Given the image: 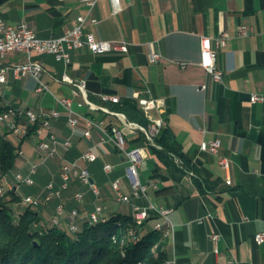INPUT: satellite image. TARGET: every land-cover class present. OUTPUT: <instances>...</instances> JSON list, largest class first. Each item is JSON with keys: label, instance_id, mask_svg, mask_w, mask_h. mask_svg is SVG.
I'll use <instances>...</instances> for the list:
<instances>
[{"label": "crops", "instance_id": "1", "mask_svg": "<svg viewBox=\"0 0 264 264\" xmlns=\"http://www.w3.org/2000/svg\"><path fill=\"white\" fill-rule=\"evenodd\" d=\"M80 15L86 17L85 29L97 39L124 40L128 50L98 54L82 47L70 51L67 63L48 53L29 58L25 51H11L1 58L2 65L38 61L42 80L49 85V91L39 93L32 76L15 78L10 72L7 82L0 84L1 103L34 110L49 119L59 141L71 143L57 144L48 157L32 135L23 139L8 135L16 158L2 179L6 191L38 198L40 204L31 209L45 226L51 225L57 205L64 204L57 226L69 232L73 222L78 229L90 222L96 205L102 206L99 221L117 213L134 217L132 205L118 202L111 186L118 178L125 193L133 195L128 161L112 142H102L97 129L86 137L85 119L108 131L121 129L129 148L143 150L148 145L144 134L113 113L148 121L144 106L157 99L163 127L186 162H172L149 148L150 156L138 166L147 191L132 200L148 210L141 224L144 231L153 230L156 223L172 225L169 236L161 234L164 263L264 264V242L258 244L254 238L264 231V99L250 100L253 94L264 98V0H120L117 11L111 0H98L91 11L82 0H0L1 19L12 25L26 22L44 39L61 35ZM91 18L97 23L91 25ZM241 27L246 34L240 33ZM224 33L227 38L218 47L217 61L225 75L217 82L200 65L201 37L215 41ZM153 52L161 54L159 61L150 60ZM80 79L86 80L87 97L95 108L72 94V83ZM59 97L72 99L71 108L78 115L75 127L70 126ZM53 110L59 116H51ZM18 122L31 126L26 116ZM214 139L221 143L218 153L201 149L203 142ZM91 147L98 158L83 161L81 155ZM223 157L229 160L227 169L220 164ZM72 162L89 171L98 195L77 177L60 197L49 194L47 183L54 181L58 187L61 164ZM107 163L111 172L104 170ZM32 168L36 169L32 185L16 180L17 173L27 176ZM78 191L83 193L82 201L74 199ZM13 208L17 213L24 210L18 203ZM162 209H170L167 219ZM73 210L78 217H72ZM215 233L220 234L217 252Z\"/></svg>", "mask_w": 264, "mask_h": 264}, {"label": "built area", "instance_id": "2", "mask_svg": "<svg viewBox=\"0 0 264 264\" xmlns=\"http://www.w3.org/2000/svg\"><path fill=\"white\" fill-rule=\"evenodd\" d=\"M88 6L91 11L98 0H82ZM115 11L120 7V0H111ZM96 18H91L90 24L94 25L97 23ZM87 25L86 17L80 15L76 17L72 25L65 29V31L55 37L51 38H40L32 27L26 23L22 22L17 25H12L7 23L0 18V60L4 55L11 51H25L29 58L33 54H44L48 53L55 57V59L69 62V53L72 50L86 47L93 53H107L112 51H123L127 52L128 43L124 40L113 41V40H99L96 38L94 32L90 29H85ZM240 33L246 34V28L241 27ZM227 34L224 33L213 41L210 37H201V50H200V65L211 77L217 81H222L225 70L218 64V47L224 45L226 42ZM161 58L159 52H153L150 55V60L152 62H157ZM185 63H182V67H185ZM12 73L15 78H22L24 76H32L38 83L37 92L43 93L49 91V85L42 80L43 67L41 63L34 60H29L22 64H8L2 65L0 62V84H4L8 80L9 73ZM63 80L70 81L66 75H63ZM71 82V81H70ZM72 94L74 96L81 95L88 106L95 108L96 104L89 100L87 97V83L86 80L80 79L72 83ZM264 98L262 95L253 94L250 97L252 103L262 101ZM113 102H117V97H112ZM58 102L68 111V122L70 126L75 127L78 123V115L71 108L72 99L67 97H59ZM144 111L150 116L146 124H140L132 122L127 119V116L123 113L114 112L113 114L125 118L128 125L135 127L141 131L147 138V147L145 149H131L127 146V141L121 129H114L108 131L104 129L98 122L93 119L86 118V129L84 135L86 137L91 136V129L95 128L99 131L101 135L102 142H112L117 150L126 158L128 161V167L126 168L127 176L129 177L130 183L132 184L134 191L133 195L130 196L125 193L120 179H114L111 182L112 189L114 191L115 199L120 203L131 204L134 211V220L142 224L148 218V210L138 204L133 203V197H139L140 194H144L147 191V185L142 183L138 176V166L139 164L150 156L149 148L155 145L156 137L159 135L160 130L164 124V119L162 116V104L157 99H149L144 106ZM6 118L10 119L12 125V133H4L0 129L1 133L7 135H15L18 138H26L30 135L39 149V151L44 152L49 156H52L55 152V146L59 143L64 146H70V141L68 139L63 142L58 140V137L51 132L49 119L43 118L38 115L34 110L20 109L14 107L13 105L6 104L3 109ZM53 117L59 116V111L53 110L50 114ZM21 116H26L31 123V126H24L19 124L18 120ZM221 143L218 139H214L210 142H203L201 144V149L209 151L210 153H218ZM98 158V153L95 148L91 147L87 149L82 155L81 159L87 162H93ZM220 164L227 169L229 167V160L227 158H221ZM111 164H105L104 170L106 172L112 171ZM1 171V169H0ZM36 169L32 168L29 175L23 176L20 173L15 175L17 181L25 183L27 185H32L34 183L33 175ZM59 176L61 178V183L58 187H55L54 181H50L46 185L51 196L60 197L62 193L69 188L70 181L73 177L79 178L82 182L90 185L91 190L94 194H99L98 187L91 182V175L89 171L85 168L80 167L77 162L64 163L61 164L59 170ZM3 179V178H2ZM6 193V188L3 182H0V196ZM76 201L83 200V193L78 191L74 195ZM18 204L26 209L30 207H37L40 204L38 198L32 195H25L20 198ZM170 209H162L161 214L167 219V214ZM102 212V206L96 205L94 210L90 213V222L93 224V219H102L100 214ZM65 213V206L59 203L55 210V216L51 221V225L56 226L60 223L59 218ZM72 217H78V212L76 210L72 211ZM168 224L164 227L163 223H156L154 229H161L162 235H170L173 232L172 225L166 221ZM70 230L76 231L78 229L77 225L73 222L70 224ZM255 241L258 244L264 242V231L255 234ZM212 240L214 241L216 247L214 250L217 252L219 250L218 243L220 241V234L215 233L212 235ZM171 262L168 261V264Z\"/></svg>", "mask_w": 264, "mask_h": 264}, {"label": "trees", "instance_id": "3", "mask_svg": "<svg viewBox=\"0 0 264 264\" xmlns=\"http://www.w3.org/2000/svg\"><path fill=\"white\" fill-rule=\"evenodd\" d=\"M4 106L0 101V113ZM128 117L147 123L146 118L136 121ZM4 133L0 131V182L16 158ZM152 151L172 162H186L163 126ZM19 200L13 191L0 196V264H164L166 260L164 235L156 229L144 231L133 216L117 213L97 223L86 221L70 233L57 225L45 226L31 207L17 213L11 205Z\"/></svg>", "mask_w": 264, "mask_h": 264}, {"label": "bare ground", "instance_id": "4", "mask_svg": "<svg viewBox=\"0 0 264 264\" xmlns=\"http://www.w3.org/2000/svg\"><path fill=\"white\" fill-rule=\"evenodd\" d=\"M0 125H6L12 131V125L10 123V119L6 118V115L4 114V112L0 113ZM97 222H99V219H93V223H97ZM156 230L161 232V229H156ZM164 264H168V262Z\"/></svg>", "mask_w": 264, "mask_h": 264}, {"label": "rangeland", "instance_id": "5", "mask_svg": "<svg viewBox=\"0 0 264 264\" xmlns=\"http://www.w3.org/2000/svg\"><path fill=\"white\" fill-rule=\"evenodd\" d=\"M0 128L3 129V126L0 125ZM1 181H2V179H1ZM6 192H7V191H6ZM4 195H5V194H4ZM11 206L13 207V206H15V204H12ZM70 233H72V232L70 231Z\"/></svg>", "mask_w": 264, "mask_h": 264}, {"label": "water", "instance_id": "6", "mask_svg": "<svg viewBox=\"0 0 264 264\" xmlns=\"http://www.w3.org/2000/svg\"><path fill=\"white\" fill-rule=\"evenodd\" d=\"M91 182H92V179H91Z\"/></svg>", "mask_w": 264, "mask_h": 264}]
</instances>
